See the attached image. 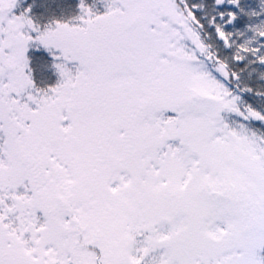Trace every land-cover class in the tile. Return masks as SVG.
Instances as JSON below:
<instances>
[{
  "label": "snow or ice",
  "instance_id": "1",
  "mask_svg": "<svg viewBox=\"0 0 264 264\" xmlns=\"http://www.w3.org/2000/svg\"><path fill=\"white\" fill-rule=\"evenodd\" d=\"M0 264H264V0H0Z\"/></svg>",
  "mask_w": 264,
  "mask_h": 264
}]
</instances>
